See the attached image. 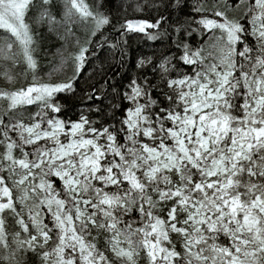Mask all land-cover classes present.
<instances>
[{"label": "trees", "instance_id": "16d2710c", "mask_svg": "<svg viewBox=\"0 0 264 264\" xmlns=\"http://www.w3.org/2000/svg\"><path fill=\"white\" fill-rule=\"evenodd\" d=\"M8 18L13 28L0 27V264H264V111L251 112L256 85L264 89V0H28ZM225 68L223 106L194 117L208 149L191 150L206 168L225 155V173L206 177L186 163L148 178L152 163L142 161L126 113L143 107L166 137L164 116L181 106L169 83H200ZM31 88L35 99L17 98ZM57 122L82 123L107 146L77 200L50 168L35 167L51 141L31 143L23 129ZM233 144L246 145L245 157L228 150ZM23 176L24 198L14 188ZM83 202L88 219L76 221ZM193 203L224 211L246 246L192 233L183 222ZM114 236L133 263L114 256Z\"/></svg>", "mask_w": 264, "mask_h": 264}, {"label": "rangeland", "instance_id": "374dc122", "mask_svg": "<svg viewBox=\"0 0 264 264\" xmlns=\"http://www.w3.org/2000/svg\"><path fill=\"white\" fill-rule=\"evenodd\" d=\"M27 1L0 0V27L13 28L8 17L19 18ZM72 4L77 6L75 1H72ZM134 25L137 29L145 27L142 23ZM252 33L261 37L263 35L261 26L256 25ZM225 65L228 67L227 61ZM230 75L231 71L225 68L217 69L213 78H205L200 83L187 78L170 82L169 86L178 93L177 100L181 106L179 111L169 112L164 116L170 124V128L165 133L166 137L156 131L153 121L145 113L143 107H137L126 113L125 125L132 131L134 137L140 140L137 145L142 152V161L152 163L146 172L148 178H153L160 170L179 171L186 163L197 166L206 177L225 173L227 160L225 155H220L206 168L197 163L191 155V150L204 152L208 149L209 138L205 135L203 126L199 122L194 123V117L214 104L221 103L223 106L225 84ZM255 90L258 97L253 101L251 112L260 113L264 111V89L257 84ZM34 92L35 89L31 88L19 94L17 98L26 103L30 102L35 99ZM23 129L31 143L51 141L49 148L40 155L35 167L45 165L50 168L52 175L77 200L80 183L92 181L96 172L100 170V163L106 154L107 146L101 133L84 131L82 123H75L66 128L57 122L48 131L39 130L36 125L26 126ZM164 138H167L166 140L170 143L167 144ZM228 150H233V153L240 157H245L247 153L246 145L233 144ZM262 162L263 158L256 159L249 173L253 174L258 171ZM26 184L27 176L14 181V188L20 190L23 198L26 196ZM84 206L85 202L76 210V221L88 219ZM257 208L264 214V207L257 206ZM183 224L190 228L192 233L198 232L200 235L215 233L224 236L227 241L238 242L243 246L247 244L243 238L245 233L241 226L233 225L232 219L227 218L224 211L216 206L210 209L202 203L191 204L185 212ZM42 238L47 237L42 233ZM182 240L184 250L187 253H193L196 247L194 239L184 236ZM111 251L119 259L128 263L134 262L132 252L121 245L116 236L113 237Z\"/></svg>", "mask_w": 264, "mask_h": 264}]
</instances>
